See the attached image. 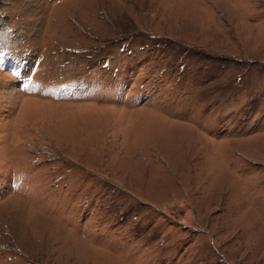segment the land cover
<instances>
[{
	"label": "rangeland",
	"instance_id": "rangeland-1",
	"mask_svg": "<svg viewBox=\"0 0 264 264\" xmlns=\"http://www.w3.org/2000/svg\"><path fill=\"white\" fill-rule=\"evenodd\" d=\"M0 264H264V0H0Z\"/></svg>",
	"mask_w": 264,
	"mask_h": 264
}]
</instances>
